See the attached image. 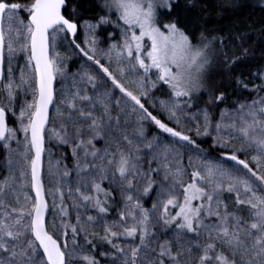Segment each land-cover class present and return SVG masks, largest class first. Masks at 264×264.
<instances>
[{
    "label": "snow or ice",
    "instance_id": "snow-or-ice-1",
    "mask_svg": "<svg viewBox=\"0 0 264 264\" xmlns=\"http://www.w3.org/2000/svg\"><path fill=\"white\" fill-rule=\"evenodd\" d=\"M0 264H264V0H0Z\"/></svg>",
    "mask_w": 264,
    "mask_h": 264
},
{
    "label": "trees",
    "instance_id": "trees-1",
    "mask_svg": "<svg viewBox=\"0 0 264 264\" xmlns=\"http://www.w3.org/2000/svg\"><path fill=\"white\" fill-rule=\"evenodd\" d=\"M259 15V14H258Z\"/></svg>",
    "mask_w": 264,
    "mask_h": 264
}]
</instances>
